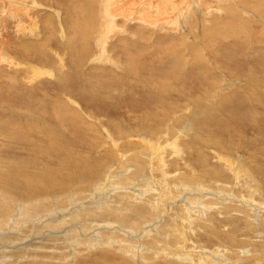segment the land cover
<instances>
[{"label":"rangeland","instance_id":"obj_1","mask_svg":"<svg viewBox=\"0 0 264 264\" xmlns=\"http://www.w3.org/2000/svg\"><path fill=\"white\" fill-rule=\"evenodd\" d=\"M0 1L5 2V0ZM17 1L25 6L32 5L30 6L33 8L31 15L39 12L38 24H31L35 29L38 28L39 35L32 31L26 32L23 22L9 12L6 4H0V45L10 44L2 51L0 50L5 54H0V139L15 136L16 138L12 141L20 142L17 149H8L13 146L12 143L0 146V172L6 169L12 171L14 168L11 166L15 168L17 166L20 170L16 172L15 169L16 176H22L25 173L24 170H28L26 172L30 177L45 176L46 183L50 182L51 177L49 176L52 174L53 178L64 182L70 190L73 187H81L85 189L83 193L88 198H92V189L99 187L98 193L103 194L105 187L111 186L109 189H113L112 187L115 186L110 183L107 186L104 185L107 183L105 179L108 177L105 173L109 171L108 169L115 179H120L125 174V170L117 168L119 162L110 160L112 153H105V150L101 148L103 145H99L100 138H106L108 134L115 136L121 146H128L126 155L129 156L135 153L137 147L134 148L132 144L128 145L127 141L137 142L139 138L148 135V138H152L153 142L156 141L160 147L159 150L153 149V152L147 151L146 156H143V166H141L145 174L138 177L139 179L136 178L137 180L144 182L147 180L144 178L150 175V183L159 187L161 182H166L165 178L171 179L178 176L180 171L186 172L189 176L194 165L197 174L195 178L199 181L191 184H196L198 188L202 186V191H206L208 185L218 189L220 184L226 182L227 190L232 187L230 188L232 192L246 203L238 202L244 205V210L250 211L245 215L237 210L224 212L211 210V213L208 211V218L205 217L199 223L194 222L196 224L194 229L197 228L199 234L197 238L195 236L193 238V233L187 228L184 233L188 239L186 245L181 242L175 247L178 249L182 247L181 252L186 253L193 247L194 252L191 251V254L194 260H190L192 264H200L198 256L201 251L215 252L216 255L222 257L224 264H251L247 259H254L257 262L252 264H264V95H262L264 94V0H230L231 2L221 0V5H227L223 13L212 10L216 9L219 4L217 0L214 3L211 2L212 0H206L211 4L206 9L203 4L204 11L208 10L213 13H208L206 17L205 13L201 17L200 14L191 15L190 21L188 20L185 24L175 19L176 14L171 16L176 22L173 20L171 23L168 22L171 20H166V13H164V24L163 15H153L159 23H162L158 24L161 27H152L145 23L146 29L143 26L138 27L131 18L127 20L128 25L123 28H127V31H122V25L117 26L119 30L112 28L108 30L109 36L112 34L121 36L108 38L102 47L98 43L102 39L101 28L105 25L101 18L96 22L90 18L87 22L89 24L81 18H77L76 21L72 19L74 14L79 12L78 7L82 6V0H36L35 3H33L34 0ZM189 1L190 9L198 6L203 10L201 4H196L199 0ZM227 1L228 4H226ZM143 2L137 0L135 5L128 4V8L131 6L129 8L131 10L135 7L132 11L137 12V9L145 5L147 0ZM37 4L39 7H36ZM84 4L86 7L88 3ZM229 6L232 11H229ZM254 10H260L261 13ZM21 17L26 22H30L25 15ZM74 21L76 24L72 23ZM70 25L74 26V29ZM26 42L32 43L31 47L34 46L33 43L36 48H40L42 44L45 46L35 54L27 52L22 46ZM102 49H106L107 56L124 62L125 68L117 69L112 63H102L101 60L93 61L99 56V51L102 53ZM59 50L67 59L66 68H58L57 52ZM75 50L80 51L79 55L71 54L70 56V53ZM180 53L184 54L190 63L188 61L183 63V57L180 62L176 61ZM130 55L133 61L129 59ZM8 56H11L14 61ZM187 63H194L197 67L187 68L191 66ZM184 64H187V67L181 68ZM33 66L50 68L54 75L38 77ZM248 96L255 101L254 104L251 103L252 108L249 105L250 102L249 104L246 102ZM202 98L209 105L206 112L209 114L207 118L211 116L213 120L211 121L210 117L205 124L203 116L191 122L187 118L182 119L187 112H181L182 107H187L188 104L197 105L198 100ZM72 99L80 104V111H75V113L79 112V119L71 112V107L74 105ZM225 101L228 103L223 105ZM59 102L68 105L66 108L68 124L55 116V105ZM160 102L163 104L160 105ZM175 112H178V114H173L177 118L167 117ZM26 116L36 118L42 124L47 125V129L41 128L40 131L46 130L42 133L47 134L48 130H53L54 134L50 132L49 135L52 136L51 146L54 149H51L49 145L47 146L51 150L44 146L45 150L49 151L48 156L30 150V148L24 151L22 144L26 145L29 141L27 142L25 138L19 140L17 134H11V136L8 134L9 131L24 125ZM162 117L163 125H159L157 120ZM7 121L12 123L6 125ZM75 123L84 127L89 126L90 130L86 134L85 130L83 131L88 142L79 141L82 147H78L80 149L78 154L70 150V153L67 150L62 151L63 159L73 160L72 164H75L76 160L79 162H77L78 167H74L75 164L63 169L57 159L53 160L60 148L55 135L56 132H60L58 134L59 137L61 136L60 143L62 145L66 143L65 147L71 146L69 143L74 135L66 131V138L69 141H63L62 131H73L72 125ZM184 123H186L185 127H183ZM211 128L214 131H211ZM109 144L112 146L110 141ZM201 151L206 152L204 154L208 158L199 163L195 157L197 153H202ZM38 155H41V158ZM229 157L235 159V162L237 159L241 162L243 169L240 176L233 173L230 164L226 162ZM16 158L21 159L18 164L13 162L10 167H5L7 162H12ZM83 162H87L89 168L98 169L97 174L92 173L93 175L87 177L86 180L92 183L86 186L84 181L80 182L77 173L83 167ZM128 168L135 169L134 163L131 162ZM137 171L139 170L135 172ZM247 172L252 173L251 176ZM18 180L21 181L19 185L12 184L17 189L27 188V180L30 183V180L26 178H18ZM99 183L103 184L99 186ZM176 184H180V181ZM122 190L131 191L132 188ZM168 196H170L168 202L178 203L179 199L176 201L175 198L171 199L172 195ZM231 196L235 198L234 194ZM168 205L170 204L166 207ZM182 215L181 212L176 214L177 219L180 220ZM216 229L220 230L218 234ZM117 257L123 264H128L129 259H123L122 254H117ZM125 257L128 258V256ZM174 257L171 256L170 261H166L167 263L159 262L160 264L182 263ZM154 262L156 260L148 259L143 264Z\"/></svg>","mask_w":264,"mask_h":264},{"label":"bare ground","instance_id":"obj_2","mask_svg":"<svg viewBox=\"0 0 264 264\" xmlns=\"http://www.w3.org/2000/svg\"><path fill=\"white\" fill-rule=\"evenodd\" d=\"M214 1L216 2V0H212L211 2L214 3ZM228 1L226 4L229 3ZM35 2L36 0L33 1V3ZM189 2H190L189 0H158V1L156 0V2H154V0H147V3L145 5H142V7L140 6V8L138 7L139 10L137 9V12L133 13L132 10L135 7L130 10L129 8H131V6L128 8V4L135 5L137 3V0H82V6L80 5V7H78L80 8L79 12H76L74 14L75 16L72 19L76 21L77 18H81L82 20H85L87 23L89 22L90 18H92V21L95 20V22L96 20H99L101 18V20L104 21L105 25H103L101 28L102 39L101 40L98 39L99 40L98 43L102 47L103 44L107 42L108 38H111L112 36L115 37L116 35L118 37L121 36L119 34H112L111 36H109L110 34H108V30H111V28L119 30L117 26L122 25V31L123 32L127 31V28L125 29L123 28L128 25L127 20L131 18L138 27L143 26V28H146L145 23L152 25V27L153 26L161 27L159 25H161L162 23H159L156 17H154L153 15H156V16L163 15V19H162L163 24L165 22L164 13H166L165 19L171 20L168 22L171 23L172 20L176 22L175 21L176 19L177 21H181L183 24H185L187 23L188 20L190 21L191 15L196 16L197 14H200V17H201V15L205 13L204 16L206 17L208 13L209 14L211 13L210 11L208 12V10L204 11L206 8L210 7V4H211V3L206 2V0H199V3H196L197 5L201 4L202 9H203V4H205L204 6L205 9L203 10H201V8L198 6L194 7L193 9H190L191 3ZM217 2H219V4L217 3L218 5L216 6V9H212V10L223 13L225 6L227 5L225 4L221 5L222 4L221 0H217ZM84 3H88L86 6L87 9L86 7H84L86 5ZM233 3L235 5V2ZM0 4H6V6L9 8V12L13 16L17 17L20 21L23 22L26 28V32L32 31L33 33H36L39 35L38 28H36L37 29L36 30L35 27L31 26V24L32 25L38 24V13H39L38 12L36 14L34 13L35 12L34 11L33 12L34 14L31 15L33 8L30 6L32 5L25 6L23 5V3L21 4V2L17 0H5V2L0 1ZM74 5L75 4H73V6ZM234 5L230 4V6L232 7ZM252 5L253 4H251V6ZM94 6L96 7L94 8ZM230 6L228 7V9L231 8ZM36 7H39V5L37 4ZM85 9L89 11H86ZM179 10L181 11L184 10V12L183 11L181 12ZM229 11H232V10L230 9ZM255 12L259 13L260 10L255 11ZM173 14H176L175 19L171 18ZM21 15H25L30 22H26L21 17ZM75 21L72 23L76 24ZM25 23H27V25ZM73 27L71 26V28ZM92 27H94V25ZM185 29H187V27ZM191 30L192 29H190V31ZM75 33H77V31H75ZM184 39H187V38L184 37ZM31 44L26 42L24 43V45L22 44V46L25 47L27 52H31L35 54H37L41 49H44V46H45V44H42V45L40 44L41 47L39 46L40 48H36L35 43H33L34 44L33 46L34 48H33L31 47ZM3 45L4 46L0 45L1 51L6 46L7 47L10 46L9 43L3 44ZM1 51H0V54L5 55L4 51L3 52ZM60 51L61 50L57 52V59L59 61L58 68H66L68 66L67 59L64 58L65 56L63 57V54ZM79 52L77 50L72 51L70 53V56H72L71 54L79 55ZM182 53H180L181 55L179 54L178 58H176V61L180 62L182 59L181 57H183L184 58L183 63L187 61L189 62L188 58H185L184 54ZM35 54L33 55L35 56ZM8 57L14 61V59L11 56H8ZM128 57L130 59V57L132 56L130 55ZM3 59L7 60L6 57H3ZM96 60H101L102 63H105V62L112 63L113 66H115L117 69L125 68L124 62L122 63L121 60L120 61L114 60L113 57L107 56L106 49H102V53L99 51V56L94 58L93 61H96ZM204 63L206 64L207 62H204ZM187 64L182 65L181 68H186ZM189 65L191 66L187 68H195L196 66L194 65V63H191ZM33 69L34 71H36V73H38L37 74L38 77H40L41 75L42 76L46 75L50 77L54 75L52 69L47 68V67L33 66ZM198 70H201V69H198ZM262 95L264 94L262 93ZM246 102L248 104L250 102L249 105L251 106V108H252L251 103L253 104L255 103V101H253V99H250L249 96L246 97ZM185 103L188 104V102H185ZM226 103H228V101H225L223 105H225ZM73 104L74 105H72L71 107V112L75 114L74 117L79 119L78 117L79 112L75 113V111H80L79 110L80 104H78L74 100H73ZM162 104L163 102H160V105ZM55 107H56L55 116H57L58 119L65 121L68 124V121H67L68 113H66V108L68 107V105L63 102L62 103L59 102V104L55 105ZM207 108H209V105L206 104L205 100L203 98L202 100L199 99L197 105L188 104L187 107H182L181 112L187 111L185 112L182 119L187 118L191 122L192 120L194 121L197 117L201 118V116H203L204 123L206 124V120L210 119L211 117L209 116V118H207V115H209V114H206L208 110ZM173 114H178V112L172 113L170 115L171 118L170 116H167V117H169V119H173V117H176ZM196 114H199V115H196ZM214 117H217V116H214ZM25 119H26V122H23L24 125L17 127L13 131H9L8 134H10V136L11 134H14V135L17 134L19 135V140L25 138L27 142L29 141L28 144L26 145L22 144L24 151L26 150V148H30V150H35L41 154H45V156H48L49 151L45 150L44 146L49 145L51 149H54L51 146L52 136L49 135L50 132L53 133L52 132L53 130L52 129L48 130L49 133L47 134L42 133L43 131H46L45 129L48 128L47 125L42 124L36 118L32 119L29 116H26L24 120ZM210 120L212 121L213 117H211ZM70 121H71V118H70ZM157 121L159 122V125H163V117L161 119H158ZM216 122L217 121H215V123ZM10 123L12 122L7 121L6 125H9ZM78 124L79 123H75L72 125L74 129L73 131H70V130L62 131L63 133L62 136H64L62 137L63 141L64 140L69 141L66 138L67 136L66 131H68V133L70 132L72 136L74 135V138H72V140L69 143L71 146L65 147L64 145L66 143L62 145L60 143L61 136L60 137L58 136L60 132H56L55 136H56V139L59 141L60 148H58V154H56L57 156L56 155L54 156L53 160L57 159V162L62 166L63 169H66L70 165H75V164L76 166L74 167H78L79 162L75 159L76 163L72 164L71 161L73 160L68 161V160H65V158L63 159L62 151L70 150L71 152H75V154H78V151L80 150L78 147L79 146L82 147V145L79 144V141L82 143L84 141L85 143L88 142L87 137H84V132L86 134V132L90 130L88 129L89 126L84 127ZM185 124L186 123L183 124L184 125L183 127H185ZM189 124L191 125V123ZM41 128H45V129L40 131ZM208 128H210V126ZM29 130L31 131L29 132ZM211 131H214L213 128H211ZM13 138H16V137L12 136V138H8V139L1 138L0 146H6L7 144L12 143L11 145L13 146L8 147V149L9 148L17 149L20 142L17 143L18 141H12ZM116 139L117 138L115 136L108 134L106 138L105 137L100 138L99 145L101 144L103 145L101 148L105 150V153L106 152L112 153V158L111 159L109 158V159L114 162L115 161L119 162L117 168L125 170L124 171L125 174L124 176L122 175L123 176L122 178L115 179L113 176H111L112 172H110V169H108L109 171L105 173V175L108 177L107 179H105L107 180V183H105L104 185L107 186L108 183H110L113 186L114 185L115 186L112 187L113 189H109V187L111 186L105 187L104 188L105 191L103 194L98 193L99 187L92 189L93 190L92 191L93 193L91 194L92 198H88V196H86V194L83 193L85 189L81 187L80 188H78V186L73 187L70 190L67 187V185L64 184V182L58 181L56 180V178H53L52 174L49 176L51 177V180L49 183H46L47 179L45 180V176L43 175H36V176H31V177L28 176L29 173L26 172L28 170H24L25 173H23L22 176H16L17 175L16 172L19 168L17 166L15 168L14 166H11V165L13 164V162L18 164V161H20L21 159L16 158V159H13L12 162H7L5 167L11 166V168H14V170L8 171L6 169V171L4 170L0 172V264H123L117 259L119 258L117 257V254H122L123 259H129L127 262L128 264H136V263L143 264V262H145L148 259L156 260V262H154L153 264H160L159 261H164V262L168 260L170 261L171 256H175L174 258H178L179 261L181 260L182 261L181 264H192L191 261L194 260V256L193 254H191V251L194 252L192 250L193 247H191L192 249H189L190 251H187V253L181 252L180 249H182V247H180L179 249L178 247H175L176 244L178 245V243H181V242H183L182 243L183 245H186L187 243L186 241L188 239H186L187 237L184 235V233L185 231H187L186 230L187 228L193 233L192 237L194 238L195 236L197 238L199 234L197 233L198 232L196 230L197 228L194 229V226L196 225L194 224V222L196 221L197 223H199L202 219H205V217H207L208 215L207 214L208 211L210 212L211 210H215V211L218 210L220 212H224L227 210L228 211L237 210L241 214L244 213V215L250 213V211L244 210L243 204L241 205L238 202V201H243V203H246L244 200L238 198L239 196L237 197V195L234 192H232V190L230 189L232 187H230L229 190H227L228 185L226 182H224L223 184H220V187H218V189L212 188L208 185L207 186L208 190L206 191H202V188H203L202 186L198 188L196 184L193 185L196 181H199L195 178V175L197 174H196L194 165L191 168L193 169V171L191 172L189 176L187 175L186 172L180 171V173H178V176L172 177L171 179H168V177L165 178L166 182L165 183L161 182L160 183L161 186L159 187H155L154 184L150 183V175L149 177L144 178L145 180L147 179L144 182L137 180L139 179L138 177H141L142 175L145 174V171L142 170V166H143L142 161L144 160L143 156L144 157L146 156L147 151L153 152L154 151L153 149L155 148L158 149L160 147L159 144L156 141L153 142L152 138H148V135H146L145 137L139 138L137 142L127 141L128 145L132 144L135 146L134 148L137 147V149H135V153L127 156L126 149H128L127 148L128 146L127 147L121 146V144H119V140H116ZM109 141L112 143V146L111 144H109ZM14 144L16 145L14 146ZM61 147L64 149H62ZM122 147H124L123 150H122ZM50 148H48L47 146V149H50ZM201 152L202 153L200 152L197 153L196 154L197 156L195 157L198 159L197 161L199 163L204 162L205 159L208 158L204 154L206 152L204 151H201ZM111 153H110V156H111ZM38 156L41 158V155H38ZM74 157L76 158L75 155ZM229 158L226 160V162L230 164L232 172L235 173L237 176H240L241 171L243 169L241 162H239V159H237V162H235V159H232L231 157ZM80 159L82 160L83 158H80ZM131 162L134 163L135 169L128 168V165ZM82 166L83 167L80 168L81 170H79V172L77 173H78V176L80 177L79 178L81 180L80 182L84 181L83 183L86 186L88 183H92L86 180L87 177L93 175L92 173L97 174L98 169L96 168L94 170L92 167L89 168L87 162L84 163ZM15 169H16V172H15ZM136 170H139V171L135 172ZM202 170L204 171V169ZM247 173L250 176L252 174L250 172H247ZM18 178H21V179L26 178L30 180V183L27 180V188L17 189L16 187L12 185V184L19 185L21 183V181L18 180ZM179 181H180V184H176V182H179ZM101 182L103 181L101 180ZM192 182L194 183L191 184ZM102 184L103 183H99L98 185L101 186ZM203 185L206 186L205 184ZM123 188H132V190L124 191L122 190ZM101 192H102V189H101ZM208 194H210V196H208ZM233 194L235 195V198L231 196ZM168 195H172L171 199L173 198H175V200L179 199L178 203L172 202V201L168 202L169 197H170ZM211 195H213V197H211ZM157 196L159 198H156ZM50 198H54V199L51 200ZM55 199H57V201H54ZM167 204H170V205L166 207ZM174 205H176V207H174ZM180 212L183 215H182V218L178 220L176 214H179ZM253 214L255 213L253 212ZM237 217L239 218V216ZM219 221L221 222V220ZM205 225L209 226L208 224H205ZM157 230H159V232ZM215 231L218 234L220 230L216 229ZM43 236H45V238H42ZM197 246L198 245H196V247ZM200 253L198 256V260L200 264H224L225 263L222 257L216 255L215 252L207 253L205 251H201ZM125 256H128V258H126ZM247 260L251 264L253 262H256L254 261V259L253 260L247 259Z\"/></svg>","mask_w":264,"mask_h":264}]
</instances>
